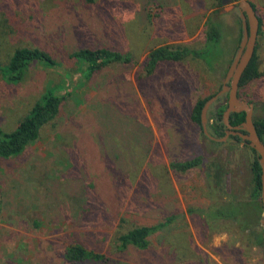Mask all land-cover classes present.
I'll return each mask as SVG.
<instances>
[{
  "label": "rangeland",
  "instance_id": "rangeland-1",
  "mask_svg": "<svg viewBox=\"0 0 264 264\" xmlns=\"http://www.w3.org/2000/svg\"><path fill=\"white\" fill-rule=\"evenodd\" d=\"M249 1L260 19L261 77L240 88V100L258 107L264 103V0ZM230 5L0 0L1 60L15 48L32 47L58 63L51 70L29 68L18 84L0 75V129L17 128L45 89L73 91L37 142L0 159V264H66L61 252L70 244L104 255L106 264H264V247L247 232L241 235L235 225L209 231L199 212L222 200H246L252 190L250 149L231 138L212 141L191 120L195 103L218 92L237 54L242 25L238 2ZM208 20L222 29L221 58L212 70L189 57L146 73L154 49L202 48ZM86 47L130 53L134 64L102 68L79 85L70 55ZM197 155L203 157L198 168L170 167ZM252 216L262 230L263 213ZM168 219L146 251L114 248L117 231Z\"/></svg>",
  "mask_w": 264,
  "mask_h": 264
},
{
  "label": "trees",
  "instance_id": "trees-1",
  "mask_svg": "<svg viewBox=\"0 0 264 264\" xmlns=\"http://www.w3.org/2000/svg\"><path fill=\"white\" fill-rule=\"evenodd\" d=\"M92 2L93 0H87ZM221 4V0H216ZM253 6V4H252ZM254 10L255 7L253 6ZM256 12V11H255ZM3 19V18H2ZM4 23L6 20L3 19ZM259 25H260V19ZM204 45L200 49H188L179 47H161L152 50L145 62L144 69L149 75L162 63H177L186 58H196L204 62L208 69H213L219 63L221 55L216 53L217 46L220 47L222 41L221 26L213 21L208 20L204 31ZM242 38V36H241ZM70 58L73 59L79 68L80 80H89L99 70L109 66L131 65L134 64V58L130 53H123L119 50L106 47H86L74 51ZM38 66L44 69H55L58 67L56 60L47 52L32 47H19L11 51L7 55V60L3 62L0 58V75L9 84H18L23 80L25 73L29 68ZM261 77L257 66L256 48L253 59L241 76L238 98L241 99L240 88L249 85L251 82ZM83 78V79H82ZM222 88V85L220 89ZM219 89V90H220ZM218 90V91H219ZM71 92L61 93L58 87H49L41 94L37 104L30 110L28 116L22 123L12 131L5 132L0 129V159H10L22 154L29 146L38 141L42 129L49 123L53 122L62 107L63 102L71 95ZM215 95V94H214ZM212 95V96H214ZM199 100L192 108L191 120L199 125L201 133H204L201 127V111L205 103L212 97ZM221 98L217 99L213 106L209 109L210 123H207V131L210 136L220 139L225 136V126L222 120V114L225 107H218ZM249 103V102H247ZM244 113H231L229 123L231 126H238L244 122ZM208 121V119H207ZM253 124L256 133L264 144V103L259 106L254 105ZM244 134V132H242ZM231 139L241 141L238 137H230ZM243 143V142H242ZM245 145V144H244ZM253 153L254 157L250 164L252 175V190L246 200L231 198L219 201L218 204L211 205L207 210H200V217L205 222V227L209 231L215 228L219 230L222 227L235 225L239 227V233L264 247V230H256L254 217L252 215L263 213L262 208V191H261V168L258 162L257 153L246 145ZM203 163L202 155L171 163L170 167L177 172H186L198 168ZM216 170L221 169L218 166ZM219 176L222 174L219 172ZM159 223L156 226H137L129 228L123 232H116L114 248L118 251L133 249L136 252H144L149 248L150 237L170 223ZM244 236V235H243ZM61 258L66 264H84V263H100L106 264L107 259L104 255L92 250H88L80 244H70L63 248Z\"/></svg>",
  "mask_w": 264,
  "mask_h": 264
},
{
  "label": "water",
  "instance_id": "water-1",
  "mask_svg": "<svg viewBox=\"0 0 264 264\" xmlns=\"http://www.w3.org/2000/svg\"><path fill=\"white\" fill-rule=\"evenodd\" d=\"M238 2L239 18L242 25V39L239 48L232 63L227 69L222 88L212 96L204 105L201 111V127L204 135L215 142H224L229 136H238L242 141L252 148L258 155V162L261 168V191H262V208L263 218L261 226L264 230V144L258 137L253 124L254 105L238 98L239 83L242 74L250 64L255 54L256 41L259 32V20L257 14L249 0H235ZM232 0H221V5L226 6L224 9L232 8ZM222 95H227L216 108L226 105L222 114L223 124L226 128L225 136L216 139L209 135L207 131V112L209 108ZM231 113H244L245 119L241 126H231L229 116ZM242 131H245L243 134Z\"/></svg>",
  "mask_w": 264,
  "mask_h": 264
},
{
  "label": "flooded vegetation",
  "instance_id": "flooded-vegetation-1",
  "mask_svg": "<svg viewBox=\"0 0 264 264\" xmlns=\"http://www.w3.org/2000/svg\"><path fill=\"white\" fill-rule=\"evenodd\" d=\"M225 96H227V95H222V96L220 97V98H221V102L224 100ZM218 99H219V98H218ZM221 102H220V103H221ZM213 105H214V104H213ZM213 105H212V106H213ZM220 107H225V108H226V105H224V106H220ZM241 124H242V123H241ZM241 124L238 125V126L240 127ZM225 131H226V130H225ZM241 132H244V133H245V131H242V130H241ZM230 137H238V136H229V138H230ZM238 138H239V137H238ZM241 141H242V140H241ZM242 142H243V144L247 145L246 142H244V141H242Z\"/></svg>",
  "mask_w": 264,
  "mask_h": 264
}]
</instances>
